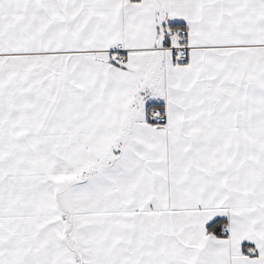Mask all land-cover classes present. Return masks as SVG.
<instances>
[{
  "label": "snow or ice",
  "instance_id": "snow-or-ice-1",
  "mask_svg": "<svg viewBox=\"0 0 264 264\" xmlns=\"http://www.w3.org/2000/svg\"><path fill=\"white\" fill-rule=\"evenodd\" d=\"M0 264H264V0H0Z\"/></svg>",
  "mask_w": 264,
  "mask_h": 264
}]
</instances>
